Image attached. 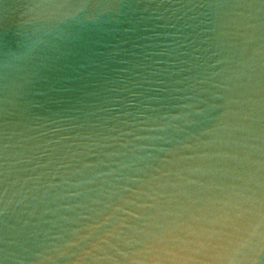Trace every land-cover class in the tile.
I'll return each mask as SVG.
<instances>
[{"label":"water","instance_id":"obj_1","mask_svg":"<svg viewBox=\"0 0 264 264\" xmlns=\"http://www.w3.org/2000/svg\"><path fill=\"white\" fill-rule=\"evenodd\" d=\"M0 264H264V0H0Z\"/></svg>","mask_w":264,"mask_h":264}]
</instances>
